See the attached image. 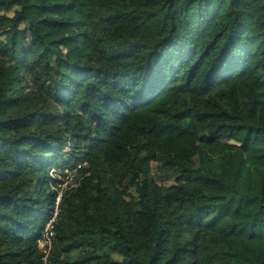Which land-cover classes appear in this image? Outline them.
I'll return each instance as SVG.
<instances>
[{"label": "trees", "instance_id": "obj_1", "mask_svg": "<svg viewBox=\"0 0 264 264\" xmlns=\"http://www.w3.org/2000/svg\"><path fill=\"white\" fill-rule=\"evenodd\" d=\"M0 264H264V0H0Z\"/></svg>", "mask_w": 264, "mask_h": 264}, {"label": "rangeland", "instance_id": "obj_2", "mask_svg": "<svg viewBox=\"0 0 264 264\" xmlns=\"http://www.w3.org/2000/svg\"><path fill=\"white\" fill-rule=\"evenodd\" d=\"M15 10H11V11H5L3 10L1 12L2 15H7L9 17H13L15 12ZM71 18L73 19V21L77 22L78 24L73 27V29H68L66 31V33H69L70 30H76V31H80V30H86L89 34L95 35V37H99L100 33H95L91 27H89L90 23H91V18L87 13H73L71 14ZM85 24H88V26H86ZM21 31V29H20ZM21 32H17L15 38L19 39L21 38ZM56 37H52L51 39H55ZM2 40H5V37H2ZM92 45L94 46H99V42L97 39H93L91 42ZM64 53L66 54V56L68 58H70L71 56V51L69 47H63ZM151 174L157 178L159 185L161 187L162 190H166L167 188H169L171 185L174 184V179L173 178H167L165 177L164 173H160L158 170V166L155 162L152 163L151 165ZM66 174V173H65ZM70 177L75 174V171H69ZM72 174V175H71ZM52 175L57 178L58 183L62 184V187H60L58 184L56 186L57 190L56 192H58L59 194H61L62 192L65 193L67 190H69L70 188L74 187V182H72L71 178L67 179V177H64L62 171H52ZM56 207V205H55Z\"/></svg>", "mask_w": 264, "mask_h": 264}, {"label": "built area", "instance_id": "obj_3", "mask_svg": "<svg viewBox=\"0 0 264 264\" xmlns=\"http://www.w3.org/2000/svg\"><path fill=\"white\" fill-rule=\"evenodd\" d=\"M81 167V166H80ZM69 171L70 170H67L66 171V174H67V179L73 178V175L70 177V174H69ZM60 187H62V184H58ZM75 187V185H74ZM55 190H57L56 186L53 188ZM63 192L61 194L58 193V196H57V201H56V207H55V212H54V215L53 217L49 220L45 230L43 231L39 241H38V244H39V247L42 251V253L44 254V259H45V262L48 261V258H49V255L52 251V248H53V244H54V239H55V236H56V232H55V224L57 222V218H58V215H59V206H60V203L62 201V197H63Z\"/></svg>", "mask_w": 264, "mask_h": 264}]
</instances>
